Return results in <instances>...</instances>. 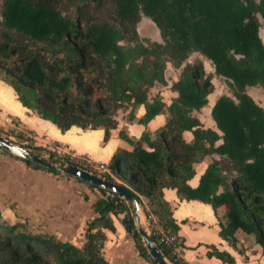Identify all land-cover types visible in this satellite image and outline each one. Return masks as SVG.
Wrapping results in <instances>:
<instances>
[{"label": "trees", "instance_id": "1", "mask_svg": "<svg viewBox=\"0 0 264 264\" xmlns=\"http://www.w3.org/2000/svg\"><path fill=\"white\" fill-rule=\"evenodd\" d=\"M75 1L72 19L59 11L61 0H3L0 80L14 89L24 107L62 132L74 126L104 128L107 140L110 129L117 127V97L110 93L106 75V60L113 57L121 95L135 107L144 105L146 113L139 122L146 125L165 105L160 99L150 103L143 86L123 82L127 53L119 35L130 31L136 35L141 16L150 18L161 37L169 40L163 50L172 61L182 65L192 51L200 52L211 61L215 73L229 81L235 99L223 95L212 108L222 135L203 129L190 114L208 104L215 87L201 61L187 64L173 84L178 97L168 108L170 118L156 139L148 133L136 142L128 139L133 150H117L108 162L109 171L100 176L138 196L142 210L149 208L163 231L173 237H178L179 227L171 205L164 200L165 188L175 189L184 200L210 204L214 210L223 207L220 236L235 246V235L241 230L253 237L264 255V108L246 91L247 87L264 88V43L258 18L264 19V0ZM184 131L193 133L192 143L184 140ZM221 139L223 143L216 146ZM212 153L224 159L212 162L198 187H190L195 164ZM21 161L32 170L62 176ZM65 177L96 192L92 198L84 196L95 217L88 221L83 247L52 234H28L20 230L21 224L7 226L0 219V264H107L101 254L106 239L103 229L115 231L112 215L119 212L125 214L122 224L140 256L158 264L144 246L125 200ZM221 186L224 190L218 193ZM151 235L158 242L154 231ZM158 246L170 263L182 264L168 246ZM208 255L235 263L229 253L215 247Z\"/></svg>", "mask_w": 264, "mask_h": 264}, {"label": "crops", "instance_id": "2", "mask_svg": "<svg viewBox=\"0 0 264 264\" xmlns=\"http://www.w3.org/2000/svg\"><path fill=\"white\" fill-rule=\"evenodd\" d=\"M260 88L263 87H247L246 91L249 95L252 90L258 94ZM172 92V100L155 98L160 99L165 108L146 125L139 122L146 113L144 105H138L134 112L132 107L126 109L123 116L119 115L120 111H117L114 116L117 127L110 129L107 140H105L104 128L91 130L74 126L62 132L50 121L42 119L24 107L17 99L14 89L2 80H0V113L5 112L11 115L30 131L46 133L60 145H65L78 154H86L92 161L100 164L108 163L117 150L132 151L134 145L128 139L136 142L144 133H148L151 139L155 140L157 133L170 118L168 108L178 97L177 91L173 89ZM213 93L208 96V104L204 108L194 110L190 115L201 123L203 129H210L222 135L212 118V108L221 96L213 95ZM154 100L148 96L150 103ZM183 138L188 143L194 141L191 131H184ZM222 143L221 139L216 146ZM144 148L150 150L146 143ZM222 158L224 159L212 153L208 154L202 162L195 164V174L188 181V185L192 188L198 187L208 166ZM223 174L227 175V172L224 171ZM223 190L224 187L221 186L218 193ZM95 195L96 192H92L84 184L69 178L54 177L49 173L32 170L25 162L4 154L0 149L1 214L9 210L19 212L29 225L43 226L45 228L43 234L55 235L59 240L71 242L81 248L85 244L82 223L94 216L91 202L85 200L84 196L92 198ZM163 197L171 205L173 217L179 227L178 238L182 246L178 252V258L182 264H226L208 255L212 247L229 253L235 260L234 264H264L262 248L255 243L252 236L241 230L237 231L235 246L220 236L221 224L225 223L223 207L214 210L210 204L197 200H184L175 189L171 188L163 190ZM124 215L121 212L112 215L115 231L103 229L106 237L101 249L103 258L107 264H151L149 260L140 256L134 240L122 224Z\"/></svg>", "mask_w": 264, "mask_h": 264}, {"label": "rangeland", "instance_id": "3", "mask_svg": "<svg viewBox=\"0 0 264 264\" xmlns=\"http://www.w3.org/2000/svg\"><path fill=\"white\" fill-rule=\"evenodd\" d=\"M256 1L260 2V0ZM2 5L3 0H0V22L2 21ZM59 11L63 15L75 19L76 1L61 0ZM258 18L261 25L260 36L264 43V19L260 15H258ZM135 30L136 35L133 34L132 31L128 33L124 32L119 35V44L127 53V62L125 74L123 75V82L131 86H143V88L147 90L148 96L153 100L155 98H167V100H172L173 83L179 80L185 66L187 64H193L196 61H201L205 66L207 77L211 79L215 86V92L213 95H226L235 99L234 92L229 84V81L225 77L217 75L211 61L200 52L192 51L182 65H178L172 61V59L163 50L164 47L169 44V40H164L161 37L159 29L150 18L142 15L141 20L135 27ZM151 51L160 55L157 56L154 53H149ZM112 58H108L106 60V75L111 86L110 93H114L117 97L116 104L118 106L115 109V115L117 114V111H120L119 115L123 116L126 109L132 107L134 112L137 108L133 106L132 103L126 101L124 96L121 95L120 84H118L117 79L114 77L115 64L113 63ZM236 58L243 61L239 56ZM258 91L259 93L257 94L256 91L252 90L250 91V95L258 104L264 107V89L260 88ZM16 96L18 99L17 94ZM16 120L17 119L11 115L1 112L0 135L15 144L44 156L47 159H52L53 162L57 163V166L67 165L70 164V162L75 163L76 165H81L84 163V158H89L86 154H78L75 150L70 149L65 145H60L55 139L46 133L30 131L20 125ZM51 156L53 157L51 158ZM59 177L67 178L63 175ZM0 219L1 222L5 223L7 226L21 224L20 230L28 234L38 235L43 234L45 231V228L41 225H29V223L26 222L27 220L19 212L13 210L0 214ZM142 220L144 222L142 226L145 229L146 222L144 217H142ZM87 225L88 221H84L82 223L81 227L83 231L86 230ZM147 232L151 234L149 230H147ZM167 261L170 263L169 260Z\"/></svg>", "mask_w": 264, "mask_h": 264}, {"label": "water", "instance_id": "4", "mask_svg": "<svg viewBox=\"0 0 264 264\" xmlns=\"http://www.w3.org/2000/svg\"><path fill=\"white\" fill-rule=\"evenodd\" d=\"M0 149L3 151H7L12 156H15L21 160L29 161L46 167L47 169L55 171L61 175L87 182L121 197L129 205V208L132 211V217L136 230L142 238L144 246L146 247L149 255L153 259H155L158 264H170L160 250L155 239L142 226V204L139 197L132 193L130 190L122 185L110 182L97 174L91 173L72 164L57 166V163L51 161L50 159H47L44 156L37 154L23 146L15 144L14 142L6 139L1 135Z\"/></svg>", "mask_w": 264, "mask_h": 264}, {"label": "built area", "instance_id": "5", "mask_svg": "<svg viewBox=\"0 0 264 264\" xmlns=\"http://www.w3.org/2000/svg\"><path fill=\"white\" fill-rule=\"evenodd\" d=\"M70 164L75 165L79 168L87 170L91 173H96L100 176V174L108 172V163H95L91 158H84V163L81 165H76L75 163L70 162ZM142 214L145 220V229L149 230L152 234L154 233L158 236L159 240L156 242L157 244H162L168 246L171 254H174L178 257V252L182 246L181 241L178 237H173L168 235L163 231L161 226L157 223L156 217L151 213L150 209H146V211L142 210ZM144 223V222H143Z\"/></svg>", "mask_w": 264, "mask_h": 264}, {"label": "flooded vegetation", "instance_id": "6", "mask_svg": "<svg viewBox=\"0 0 264 264\" xmlns=\"http://www.w3.org/2000/svg\"><path fill=\"white\" fill-rule=\"evenodd\" d=\"M157 27V26H156Z\"/></svg>", "mask_w": 264, "mask_h": 264}]
</instances>
